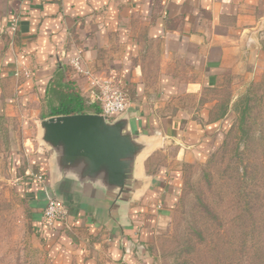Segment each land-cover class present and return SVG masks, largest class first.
<instances>
[{
	"label": "crops",
	"instance_id": "obj_1",
	"mask_svg": "<svg viewBox=\"0 0 264 264\" xmlns=\"http://www.w3.org/2000/svg\"><path fill=\"white\" fill-rule=\"evenodd\" d=\"M246 61L264 64V0H0V172L27 199L56 259L156 264L153 247L184 170L152 158L165 141L191 152L208 144L226 117L210 119L206 92ZM90 75H115L128 92L127 111L110 120L139 146L123 189L44 138L58 77L73 84L87 113L100 111ZM50 196L68 215L47 226Z\"/></svg>",
	"mask_w": 264,
	"mask_h": 264
},
{
	"label": "rangeland",
	"instance_id": "obj_2",
	"mask_svg": "<svg viewBox=\"0 0 264 264\" xmlns=\"http://www.w3.org/2000/svg\"><path fill=\"white\" fill-rule=\"evenodd\" d=\"M206 99L210 119L226 117L221 130L202 150L184 148V155L165 141L152 158L156 167L184 170L179 200L153 247L156 264H264V64L246 61L230 70ZM0 264H62L34 230L28 201L5 171Z\"/></svg>",
	"mask_w": 264,
	"mask_h": 264
},
{
	"label": "water",
	"instance_id": "obj_3",
	"mask_svg": "<svg viewBox=\"0 0 264 264\" xmlns=\"http://www.w3.org/2000/svg\"><path fill=\"white\" fill-rule=\"evenodd\" d=\"M43 126L45 140L61 147L69 162L83 159L89 174L104 172L109 185L125 187L129 159L139 146L119 122L98 113H78L50 117Z\"/></svg>",
	"mask_w": 264,
	"mask_h": 264
},
{
	"label": "built area",
	"instance_id": "obj_4",
	"mask_svg": "<svg viewBox=\"0 0 264 264\" xmlns=\"http://www.w3.org/2000/svg\"><path fill=\"white\" fill-rule=\"evenodd\" d=\"M17 19L12 22V30H17ZM73 67L82 72L80 58H74L71 62ZM87 73V72H86ZM90 98L94 103H98L100 111L107 120H112L118 115L127 111L130 103L125 84L117 76L100 78L90 75L88 79ZM68 215V208L64 202L55 197H48L44 211L43 223L47 226L54 224L56 219L64 218Z\"/></svg>",
	"mask_w": 264,
	"mask_h": 264
},
{
	"label": "trees",
	"instance_id": "obj_5",
	"mask_svg": "<svg viewBox=\"0 0 264 264\" xmlns=\"http://www.w3.org/2000/svg\"><path fill=\"white\" fill-rule=\"evenodd\" d=\"M61 78H57L56 87L53 88V97L58 105L53 108V115H71L78 113H87L88 106L83 100L77 89L66 82L64 85L60 82ZM56 103V102H55ZM99 113V111H97Z\"/></svg>",
	"mask_w": 264,
	"mask_h": 264
}]
</instances>
